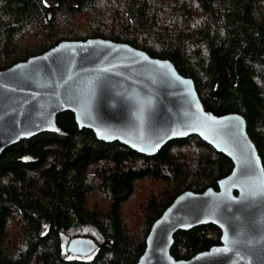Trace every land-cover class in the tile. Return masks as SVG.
<instances>
[{"label":"trees","instance_id":"trees-1","mask_svg":"<svg viewBox=\"0 0 264 264\" xmlns=\"http://www.w3.org/2000/svg\"><path fill=\"white\" fill-rule=\"evenodd\" d=\"M96 37L170 60L208 109L242 114L264 165V0H0V69ZM56 119L62 132L0 155V264H137L174 198L217 188L232 169L197 135L148 156L79 129L71 111ZM88 232L102 245L68 254L66 242ZM220 235L211 223L179 230L171 254L190 258Z\"/></svg>","mask_w":264,"mask_h":264},{"label":"water","instance_id":"water-1","mask_svg":"<svg viewBox=\"0 0 264 264\" xmlns=\"http://www.w3.org/2000/svg\"><path fill=\"white\" fill-rule=\"evenodd\" d=\"M64 111L79 129L141 154L197 135L232 162L217 188L174 198L152 224L137 264H264V165L242 114L208 109L194 80L168 59L106 38L63 40L0 69V155L22 139L62 132L56 117ZM210 223L220 243L186 259L171 254L179 230ZM101 245L72 237L66 252L86 257Z\"/></svg>","mask_w":264,"mask_h":264},{"label":"rangeland","instance_id":"rangeland-1","mask_svg":"<svg viewBox=\"0 0 264 264\" xmlns=\"http://www.w3.org/2000/svg\"><path fill=\"white\" fill-rule=\"evenodd\" d=\"M87 234H88V236H91V237L94 238L93 234H91V233H89V232H88ZM70 236H71V235L69 234V235L66 236V238L68 239ZM94 239H96L97 242H100L99 239H97V238H94ZM66 241H67V240H66ZM66 243H67V242H66ZM66 243H65V244H66Z\"/></svg>","mask_w":264,"mask_h":264}]
</instances>
